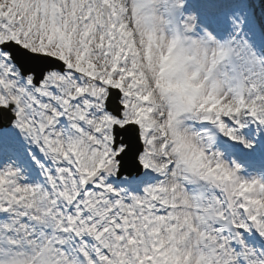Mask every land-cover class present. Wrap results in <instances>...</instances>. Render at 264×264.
<instances>
[{
	"label": "snow or ice",
	"instance_id": "snow-or-ice-1",
	"mask_svg": "<svg viewBox=\"0 0 264 264\" xmlns=\"http://www.w3.org/2000/svg\"><path fill=\"white\" fill-rule=\"evenodd\" d=\"M0 264H264V0H0Z\"/></svg>",
	"mask_w": 264,
	"mask_h": 264
}]
</instances>
